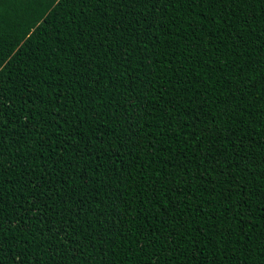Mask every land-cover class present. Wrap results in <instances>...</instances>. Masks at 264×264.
Wrapping results in <instances>:
<instances>
[{
    "label": "trees",
    "instance_id": "16d2710c",
    "mask_svg": "<svg viewBox=\"0 0 264 264\" xmlns=\"http://www.w3.org/2000/svg\"><path fill=\"white\" fill-rule=\"evenodd\" d=\"M0 264H264V0H0Z\"/></svg>",
    "mask_w": 264,
    "mask_h": 264
}]
</instances>
